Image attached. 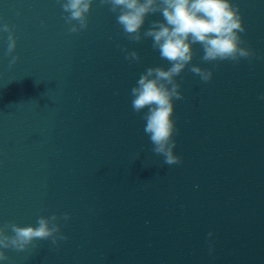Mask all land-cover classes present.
I'll return each instance as SVG.
<instances>
[{
    "label": "water",
    "instance_id": "obj_1",
    "mask_svg": "<svg viewBox=\"0 0 264 264\" xmlns=\"http://www.w3.org/2000/svg\"><path fill=\"white\" fill-rule=\"evenodd\" d=\"M230 3L253 56L204 62L192 45L175 78L181 163L169 166L131 107L141 73L170 67L151 38L128 40L99 0L76 33L58 0H0L16 39L9 56L0 31V225L70 217L58 221L67 240L6 250L0 264H264V0Z\"/></svg>",
    "mask_w": 264,
    "mask_h": 264
},
{
    "label": "clouds",
    "instance_id": "obj_2",
    "mask_svg": "<svg viewBox=\"0 0 264 264\" xmlns=\"http://www.w3.org/2000/svg\"><path fill=\"white\" fill-rule=\"evenodd\" d=\"M70 33L86 30L88 15L94 0H58ZM107 5L110 12L116 15L125 37L133 43L151 38L152 47L159 52L160 58L166 60L170 67H148L141 73L136 86L131 88V107L146 123L144 133L153 145L154 154L163 157L166 165H178L180 157L174 154L176 142L174 133L178 134L174 114V100H182L180 84L176 77L193 59L192 45L199 44L203 50L202 61L239 62L241 58H250V49L241 47L246 42L240 33L245 32L239 8L230 0H99ZM160 14L162 20H153L149 27L141 31L149 15ZM7 33V55L11 56L16 48L13 29L7 24L0 27ZM125 52V59L138 62L136 51ZM19 58L13 56L9 67L16 64ZM189 71L209 82L212 72L198 66ZM264 98V97H262ZM147 109L146 112L144 110ZM70 217L55 214L38 217L36 226H18L7 222L0 225V261L8 262L6 250L23 252L34 246L36 240H50L53 246L67 237L60 231L59 220L67 221ZM212 233H209L211 236Z\"/></svg>",
    "mask_w": 264,
    "mask_h": 264
}]
</instances>
